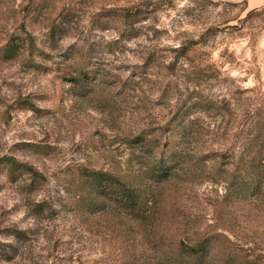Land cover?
Instances as JSON below:
<instances>
[{
	"label": "rangeland",
	"instance_id": "1",
	"mask_svg": "<svg viewBox=\"0 0 264 264\" xmlns=\"http://www.w3.org/2000/svg\"><path fill=\"white\" fill-rule=\"evenodd\" d=\"M89 171L150 217L79 210ZM0 235V264H264V5L0 0Z\"/></svg>",
	"mask_w": 264,
	"mask_h": 264
},
{
	"label": "trees",
	"instance_id": "2",
	"mask_svg": "<svg viewBox=\"0 0 264 264\" xmlns=\"http://www.w3.org/2000/svg\"><path fill=\"white\" fill-rule=\"evenodd\" d=\"M8 52V59L15 57L17 55V47L10 46ZM7 163L13 167L16 162L7 159ZM20 167L24 168L23 165ZM22 171L32 177V182L35 181L34 178L37 177L36 172L30 168H24ZM160 173L165 177L169 172L164 170ZM140 187L138 183H127L107 171H89L85 173V179L80 181V188H78L75 201L76 206L87 213H101L109 205L114 204L122 207L130 216L129 218L141 221L150 217L146 213L151 215L150 210L152 208L148 206L151 201L149 202L147 195ZM206 247V244L204 245L203 242L194 246L178 242L175 247L174 259L164 260L163 258H159L158 261L159 263L163 262L166 264H184L186 260H184L183 255H196V259L200 260L201 255H207Z\"/></svg>",
	"mask_w": 264,
	"mask_h": 264
},
{
	"label": "clouds",
	"instance_id": "3",
	"mask_svg": "<svg viewBox=\"0 0 264 264\" xmlns=\"http://www.w3.org/2000/svg\"><path fill=\"white\" fill-rule=\"evenodd\" d=\"M257 2L261 5H264V0H257ZM183 3H187V0H183ZM21 215H22V213H21ZM11 239H12L11 237L6 238L5 236L0 235V242L7 243V242H10Z\"/></svg>",
	"mask_w": 264,
	"mask_h": 264
},
{
	"label": "crops",
	"instance_id": "4",
	"mask_svg": "<svg viewBox=\"0 0 264 264\" xmlns=\"http://www.w3.org/2000/svg\"><path fill=\"white\" fill-rule=\"evenodd\" d=\"M247 1V5L250 9H254V8H258L261 7L263 5L259 4L257 2V0H246Z\"/></svg>",
	"mask_w": 264,
	"mask_h": 264
}]
</instances>
